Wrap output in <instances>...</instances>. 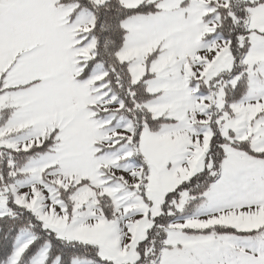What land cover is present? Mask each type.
Wrapping results in <instances>:
<instances>
[{"label": "snow or ice", "instance_id": "obj_1", "mask_svg": "<svg viewBox=\"0 0 264 264\" xmlns=\"http://www.w3.org/2000/svg\"><path fill=\"white\" fill-rule=\"evenodd\" d=\"M0 264H264V0H0Z\"/></svg>", "mask_w": 264, "mask_h": 264}]
</instances>
